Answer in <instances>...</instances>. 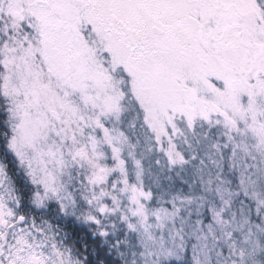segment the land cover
Returning a JSON list of instances; mask_svg holds the SVG:
<instances>
[{"label":"snow or ice","instance_id":"obj_1","mask_svg":"<svg viewBox=\"0 0 264 264\" xmlns=\"http://www.w3.org/2000/svg\"><path fill=\"white\" fill-rule=\"evenodd\" d=\"M0 264H264V0H0Z\"/></svg>","mask_w":264,"mask_h":264}]
</instances>
